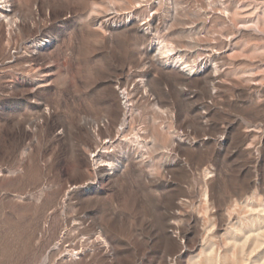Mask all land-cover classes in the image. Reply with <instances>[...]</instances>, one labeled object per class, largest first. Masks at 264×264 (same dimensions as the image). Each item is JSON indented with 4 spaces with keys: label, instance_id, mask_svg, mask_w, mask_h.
Returning <instances> with one entry per match:
<instances>
[{
    "label": "rangeland",
    "instance_id": "1",
    "mask_svg": "<svg viewBox=\"0 0 264 264\" xmlns=\"http://www.w3.org/2000/svg\"><path fill=\"white\" fill-rule=\"evenodd\" d=\"M11 1L0 264H264V0Z\"/></svg>",
    "mask_w": 264,
    "mask_h": 264
},
{
    "label": "bare ground",
    "instance_id": "2",
    "mask_svg": "<svg viewBox=\"0 0 264 264\" xmlns=\"http://www.w3.org/2000/svg\"><path fill=\"white\" fill-rule=\"evenodd\" d=\"M11 2H12L11 0H0V20H6V19H8V22L11 25H15V24H13V22L14 21L16 22L17 20H14L12 22V20H13L12 17L13 16L12 17L10 16V14L13 11V8H11L12 7V3ZM224 14H226V13H224ZM159 50H160V48H159ZM168 51H170V53H172L174 51V49L171 47V48H169L167 50V52ZM158 53H159V51L157 52V54ZM165 65L171 66L173 68H177L181 72L185 73L188 76H194V75H196L199 72L198 71V67H197L198 65H191V64L186 63V61L175 60L174 63L166 62ZM121 94H122L123 104H124V108H125L124 123H122L121 124V127H120V132L123 133L125 131V129L128 127L129 123H130V116L132 115V102H131V96H130V94L126 90H122L121 91ZM160 109H162V108H159V110ZM109 148L110 147H108V146L107 147L106 146H102V147L98 148L97 150H95L94 152H92V154H91V158H92L93 164L96 166V169L99 170V171L101 169L109 170L110 172L114 170L113 163L110 162V161H108V160H105L103 158L104 157V153L107 152V149H109Z\"/></svg>",
    "mask_w": 264,
    "mask_h": 264
}]
</instances>
